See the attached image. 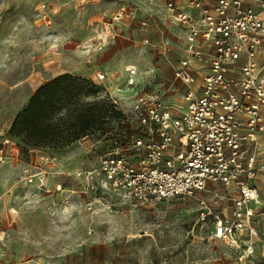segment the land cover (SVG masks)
Wrapping results in <instances>:
<instances>
[{
	"label": "rangeland",
	"instance_id": "1",
	"mask_svg": "<svg viewBox=\"0 0 264 264\" xmlns=\"http://www.w3.org/2000/svg\"><path fill=\"white\" fill-rule=\"evenodd\" d=\"M120 8L150 16L152 45H143L137 35L136 44L116 37L97 47L96 35H105ZM160 28L175 31L158 0H0V147L5 151L0 171L8 172L0 194L6 206L18 210L12 221L5 209L9 220L0 228V264H264V232L249 251L213 239L211 226L196 220L193 198L138 207L112 203L93 212L84 207L85 197L77 192L83 179L73 174L96 167L114 140L135 131L129 118L120 121L107 111L85 136L62 149H25L8 134L36 89L64 73L87 80L72 91L78 104L98 102L106 89L112 95L124 91L129 66L137 70L138 88L161 92L166 76L155 48ZM98 73L105 74L103 81H95ZM68 108L53 115L52 123L64 128ZM44 155L56 159L44 164ZM28 172L40 175L27 183ZM259 193L264 206V187Z\"/></svg>",
	"mask_w": 264,
	"mask_h": 264
},
{
	"label": "built area",
	"instance_id": "2",
	"mask_svg": "<svg viewBox=\"0 0 264 264\" xmlns=\"http://www.w3.org/2000/svg\"><path fill=\"white\" fill-rule=\"evenodd\" d=\"M164 19L183 32L175 58L170 39L155 44L157 55L171 70L170 83L182 84L179 101L161 92L138 88L135 67L126 68L125 90L108 102L135 122L136 129L114 140L98 164L75 172L82 177L84 207L90 211L119 206H148L173 198H193L196 220L211 226V237L252 250L264 232V206L256 185L264 173L258 161L264 132V0H158ZM149 15L118 9L97 47L134 26L141 43L152 45ZM195 77L199 82L195 85ZM98 73L95 81H103ZM123 121V120H122ZM125 121V120H124ZM5 151L0 147V163ZM55 155H44L49 164ZM40 173L28 172L33 183ZM38 182L43 185L42 179ZM74 192V191H73ZM79 196V195H78ZM83 201V199H82Z\"/></svg>",
	"mask_w": 264,
	"mask_h": 264
},
{
	"label": "trees",
	"instance_id": "3",
	"mask_svg": "<svg viewBox=\"0 0 264 264\" xmlns=\"http://www.w3.org/2000/svg\"><path fill=\"white\" fill-rule=\"evenodd\" d=\"M86 82L87 80L64 73L40 85L29 98L26 107L14 117L8 130L9 136L18 138L25 149L44 146L62 149L85 136L88 129L95 125L97 119L104 117L107 111L122 121L123 114L102 94L99 95L98 102L78 104V101L72 100V91L78 89L77 85L80 83ZM66 104L69 107L70 122L62 128L52 123L51 118ZM68 129L73 131L63 132Z\"/></svg>",
	"mask_w": 264,
	"mask_h": 264
},
{
	"label": "crops",
	"instance_id": "4",
	"mask_svg": "<svg viewBox=\"0 0 264 264\" xmlns=\"http://www.w3.org/2000/svg\"><path fill=\"white\" fill-rule=\"evenodd\" d=\"M177 1H182V0H177ZM244 3L249 4L250 2L248 0H245ZM141 16L142 15H139V17H141ZM173 27L175 28L174 32H171L167 29L160 28L159 29L160 39L157 42L162 40V38H164V37L170 39L171 44H172V48H173L172 57L175 58V56L178 55V51L180 50V48L183 45V32L178 27H176V26H173ZM154 28L155 27L153 26V23H151L149 28H148V36L150 39L152 38V36L155 33ZM123 31H124L123 35L119 36V37L122 39H125L126 41L131 42V44H133V42L135 41V38H137V35L139 37H141V35L143 36V34L138 32L134 26L123 27ZM131 37H133V39ZM134 43L136 44V42H134ZM158 58H159V60H161L159 56H158ZM258 59H259V61H264V43H263L261 51L258 55ZM160 67L162 69L161 72L164 74V76H166L164 79L166 81L164 82V81H162L163 79H161V82L159 85L162 86L164 88V90L166 91V98L170 101H173V102L179 101L180 100V96H179L180 91L183 90L182 84L180 82L176 81V82H174V84L172 86L168 87V85L170 83L171 70H170L169 66L164 62L160 63ZM198 82H199V77H195L194 84L196 85ZM262 111H263V117H264V107H263ZM262 138H264V132L260 135V138H259V145H258V161L259 162H264V155H263L262 151L260 150L261 142L263 141ZM6 172H7V169L0 171V183H2V180L5 178L4 176L6 175L5 174ZM256 185H257L258 191H260L261 187H264V173H260L258 175ZM71 192H73V191H71ZM65 198H66V200L68 199L67 196H65ZM9 206H6L5 201L3 199V194H0V208H2L1 212H0V228L3 225L7 224L8 220H9V218L7 217V214H6L7 212L5 209H8V208L10 209L9 213H10V217H11L12 221L18 215V212H17L18 210L11 205H9ZM6 207H8V208H6ZM0 230H3V229H0Z\"/></svg>",
	"mask_w": 264,
	"mask_h": 264
}]
</instances>
